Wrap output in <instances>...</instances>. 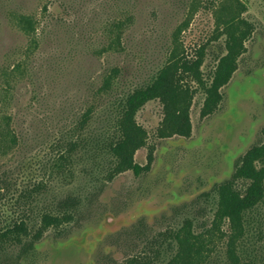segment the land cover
<instances>
[{
    "label": "rangeland",
    "instance_id": "obj_1",
    "mask_svg": "<svg viewBox=\"0 0 264 264\" xmlns=\"http://www.w3.org/2000/svg\"><path fill=\"white\" fill-rule=\"evenodd\" d=\"M229 23L250 33L219 106L204 110L198 89L190 133L162 136L163 104L149 101L136 116L148 138L135 160L146 165L151 156L150 168L107 178L103 139L114 127L116 100L149 82L176 48L194 57L206 44L201 69L208 79ZM114 67L119 78L102 91ZM88 109L92 117L79 132L86 142L57 169L53 159L65 148L59 140L77 134ZM7 116L18 142L0 147V177L8 182L1 225L24 218L39 227L43 212H55L68 195L81 204L75 220L50 227L23 255L30 238L7 248L0 264H124L187 220L196 229L210 226L214 186L264 142V0H0V119ZM40 181L44 189L23 194ZM215 238L209 255L229 264L226 241Z\"/></svg>",
    "mask_w": 264,
    "mask_h": 264
},
{
    "label": "trees",
    "instance_id": "obj_2",
    "mask_svg": "<svg viewBox=\"0 0 264 264\" xmlns=\"http://www.w3.org/2000/svg\"><path fill=\"white\" fill-rule=\"evenodd\" d=\"M25 23L28 30L33 29L31 17H26ZM121 26L118 24L119 28ZM249 33V30L240 28L238 23L226 25L224 43L208 79L201 69L206 44L197 49L194 57L176 48L149 82L116 100L114 127L103 139L104 147L111 155L107 178L112 179L128 170L140 175L150 168L151 156L146 165L135 160L136 152L147 144L148 138L146 129L136 116L149 101L158 99L163 104L164 119L159 127L162 136L190 133L189 112L198 89H203L206 94L204 110L210 111L219 106L223 97L221 90L237 70L238 59L245 52V40ZM117 40L120 42V37L115 41L119 44ZM120 73L118 67L108 72L101 90L111 89ZM92 112V109H88L75 124L74 131L77 134L59 140L65 148L53 159L57 169H62L71 160L79 144L86 142L79 132L91 119ZM17 142L11 117L0 119V147L5 146V143L11 146ZM7 184L0 177V202ZM44 187V181H40L27 193L23 191V194L32 198L36 191ZM213 191L217 195V202L210 226L204 221L200 226L202 229H196L193 221L187 220L181 228L167 231L165 239L152 246L150 251L134 254L124 264H216L215 257L209 255V251L215 249V241L211 242L215 237L226 241L225 253L229 264H264V214L260 212L264 207V142L250 147L237 161L230 178L217 183ZM80 204V197L68 195L58 202L55 212H43L39 227L32 228L24 218L14 220L9 225H1L0 220V253L30 238L19 255L25 254L33 249L35 241L41 239L50 227H60L75 220Z\"/></svg>",
    "mask_w": 264,
    "mask_h": 264
}]
</instances>
